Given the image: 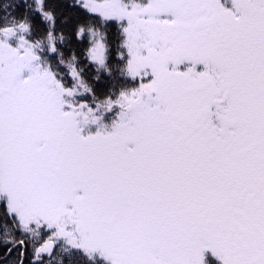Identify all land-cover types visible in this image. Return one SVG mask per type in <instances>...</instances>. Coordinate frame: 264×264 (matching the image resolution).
Instances as JSON below:
<instances>
[{
    "label": "snow or ice",
    "instance_id": "obj_1",
    "mask_svg": "<svg viewBox=\"0 0 264 264\" xmlns=\"http://www.w3.org/2000/svg\"><path fill=\"white\" fill-rule=\"evenodd\" d=\"M0 264H264V0H0Z\"/></svg>",
    "mask_w": 264,
    "mask_h": 264
}]
</instances>
